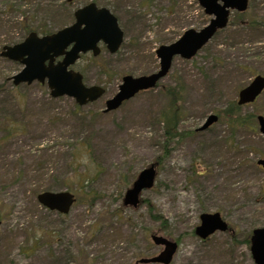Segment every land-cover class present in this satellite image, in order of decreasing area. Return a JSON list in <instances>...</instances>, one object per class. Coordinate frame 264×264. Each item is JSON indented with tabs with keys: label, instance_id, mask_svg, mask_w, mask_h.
Listing matches in <instances>:
<instances>
[{
	"label": "rangeland",
	"instance_id": "1",
	"mask_svg": "<svg viewBox=\"0 0 264 264\" xmlns=\"http://www.w3.org/2000/svg\"><path fill=\"white\" fill-rule=\"evenodd\" d=\"M88 1L0 0V50L23 41L26 25L40 34L68 25L72 6ZM93 1L124 32L116 54L102 48L73 66L85 84L105 87L101 100L76 109L70 98L51 99L45 84L13 88L22 66L0 57V264H134L159 252L151 233L177 241L171 264H254L248 241L264 228V171L256 165L264 137L254 121L232 133L219 116L198 129L264 76V0H249L194 58H176L155 89L106 114L122 76L152 73L156 48L210 18L196 0ZM47 3L53 7L39 10ZM241 114L264 116V92ZM156 162L142 204L124 207L137 174ZM37 186L68 191L76 203L65 216L44 210ZM203 213H219L232 234L200 241L193 232Z\"/></svg>",
	"mask_w": 264,
	"mask_h": 264
},
{
	"label": "water",
	"instance_id": "2",
	"mask_svg": "<svg viewBox=\"0 0 264 264\" xmlns=\"http://www.w3.org/2000/svg\"><path fill=\"white\" fill-rule=\"evenodd\" d=\"M204 14L212 17L204 28L199 31L189 29L170 45L160 46L156 51L159 69L149 75L133 77L126 75L122 78L118 91L105 102L104 113L117 110L124 102L132 99L141 91L153 89L171 68L175 57L184 60L193 58L197 52L215 35L218 30L226 27L230 11L245 12L248 0H197ZM75 23L54 34L37 37L31 33L20 44L3 47L1 56L19 62L24 68L14 77L13 85L31 84L33 81L44 83L50 90L52 98L69 97L78 106H85L101 98L105 91L99 86H86L82 75L69 70L81 54L91 52L93 56L100 53L98 43L106 46L110 54L119 49L123 41V32L116 18L105 8L97 9L89 4L74 14ZM68 47H70L68 49ZM62 60L54 64V59ZM45 62H48L45 65ZM264 90V77L256 76L250 84L238 94V105H246ZM217 121L215 115H210L200 130L207 129ZM258 128L264 136V118L257 117ZM264 169V160L258 161ZM156 177L155 165L143 169L136 177L131 187L125 192L123 205L137 208L140 195L144 190L153 187ZM38 203L50 211L67 214L74 203L73 195L69 192H42L37 196ZM227 224L218 213L202 214L200 225L195 229V235L204 240L215 232H225ZM152 242L161 246L162 251L152 257L140 259V264H170L176 252L177 244L160 235H152ZM250 253L255 264H264V228L255 229L250 237Z\"/></svg>",
	"mask_w": 264,
	"mask_h": 264
},
{
	"label": "trees",
	"instance_id": "3",
	"mask_svg": "<svg viewBox=\"0 0 264 264\" xmlns=\"http://www.w3.org/2000/svg\"><path fill=\"white\" fill-rule=\"evenodd\" d=\"M40 7L41 6H39V10L43 11V9H46L48 7H53V3H50L49 5L47 3V4H45V6L43 8H40ZM243 14H240V15H243ZM239 25L244 26L243 24H239ZM30 29H31V27L29 25H26L24 31L26 33H28L30 31ZM252 29H254V28H252ZM75 108L77 109L78 107L75 106ZM242 109H243V107H239L236 104V102H234V103L230 104L224 110V112H221L220 114L217 113L219 117H224L227 120L228 127L232 131V133L235 132V131L237 132V131L242 130L243 126L246 125L248 121H254V126L256 125V121H255V117L254 116L246 115L242 119V114H241ZM36 191L37 192L44 191V188L42 186L41 187L37 186V190Z\"/></svg>",
	"mask_w": 264,
	"mask_h": 264
},
{
	"label": "flooded vegetation",
	"instance_id": "4",
	"mask_svg": "<svg viewBox=\"0 0 264 264\" xmlns=\"http://www.w3.org/2000/svg\"><path fill=\"white\" fill-rule=\"evenodd\" d=\"M72 1H73V0H70L69 2L73 4ZM90 1H93V0H89V2H90ZM87 3H88V2H87ZM84 5H85V4H84ZM84 5H83V6H84ZM79 7H82V6L79 5ZM79 7H78V6H77V7L72 6L73 13H74V11H75L77 8H79ZM73 13H72V22H71L70 24H72V23L74 22V20H73Z\"/></svg>",
	"mask_w": 264,
	"mask_h": 264
}]
</instances>
